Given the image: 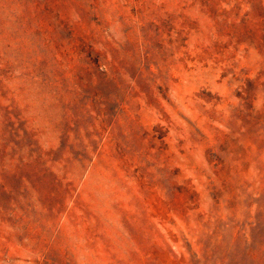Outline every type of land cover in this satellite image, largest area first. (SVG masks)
<instances>
[{
    "label": "rangeland",
    "instance_id": "1",
    "mask_svg": "<svg viewBox=\"0 0 264 264\" xmlns=\"http://www.w3.org/2000/svg\"><path fill=\"white\" fill-rule=\"evenodd\" d=\"M0 264H264V0H0Z\"/></svg>",
    "mask_w": 264,
    "mask_h": 264
},
{
    "label": "trees",
    "instance_id": "2",
    "mask_svg": "<svg viewBox=\"0 0 264 264\" xmlns=\"http://www.w3.org/2000/svg\"><path fill=\"white\" fill-rule=\"evenodd\" d=\"M24 133H26V132H24Z\"/></svg>",
    "mask_w": 264,
    "mask_h": 264
}]
</instances>
